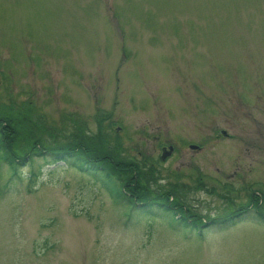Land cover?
<instances>
[{
  "label": "rangeland",
  "instance_id": "rangeland-1",
  "mask_svg": "<svg viewBox=\"0 0 264 264\" xmlns=\"http://www.w3.org/2000/svg\"><path fill=\"white\" fill-rule=\"evenodd\" d=\"M24 106L59 134L74 121L94 133L113 113L121 158L189 185L191 210L222 218L221 193L236 206L264 194V0H0V108ZM30 171L12 181L0 167V264H264L253 210L202 232L128 224L77 169L43 167L35 182Z\"/></svg>",
  "mask_w": 264,
  "mask_h": 264
},
{
  "label": "trees",
  "instance_id": "trees-1",
  "mask_svg": "<svg viewBox=\"0 0 264 264\" xmlns=\"http://www.w3.org/2000/svg\"><path fill=\"white\" fill-rule=\"evenodd\" d=\"M26 104L34 110L33 103L27 101ZM112 116L113 113L99 115L94 133L85 131L84 126L74 121L67 126L73 128L72 131L62 130L59 134L56 128L51 131L46 127L44 115L34 118L31 110L25 106L24 111L15 110L14 107L0 108V167H7L13 181L15 178L21 179L20 168L30 166L28 180L31 182L39 178L43 167L62 163L77 169L92 178L121 207L126 223L138 216H154L165 219L173 230L202 231L208 227V221L222 228V225H229L247 215L249 210H253L256 217L264 222V194L258 191H250L247 205L238 206L228 193H221L219 196L230 203L229 212L224 213L222 218L217 217L219 219L208 216L203 219L191 210L183 198L182 191L190 188L189 185L176 181L162 186L158 183L161 179L154 167L148 168L131 157L121 158L119 137L115 135V143H112L113 138L108 132H113ZM73 126L78 129L74 131ZM37 160L43 162L39 168L35 167ZM115 164L117 168L114 169ZM118 168L119 174L122 172L125 177H116L114 170ZM154 184L157 187L153 189ZM205 186L200 179L195 187L200 189ZM210 193L217 194V189H210Z\"/></svg>",
  "mask_w": 264,
  "mask_h": 264
},
{
  "label": "water",
  "instance_id": "water-1",
  "mask_svg": "<svg viewBox=\"0 0 264 264\" xmlns=\"http://www.w3.org/2000/svg\"><path fill=\"white\" fill-rule=\"evenodd\" d=\"M197 147H194L193 146V149H196ZM173 151H174V148L173 147H170V150L169 151H164V154L162 155V159L163 160H166L169 156H171L172 155V153H173Z\"/></svg>",
  "mask_w": 264,
  "mask_h": 264
}]
</instances>
